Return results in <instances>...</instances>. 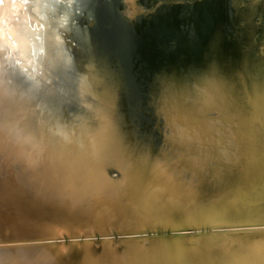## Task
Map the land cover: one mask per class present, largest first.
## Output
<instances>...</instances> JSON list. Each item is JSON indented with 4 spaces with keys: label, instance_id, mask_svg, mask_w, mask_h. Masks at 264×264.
Wrapping results in <instances>:
<instances>
[{
    "label": "water",
    "instance_id": "water-1",
    "mask_svg": "<svg viewBox=\"0 0 264 264\" xmlns=\"http://www.w3.org/2000/svg\"><path fill=\"white\" fill-rule=\"evenodd\" d=\"M100 1L51 0L67 35L73 19L90 28L74 45L41 22L53 84L0 53V264H264L261 4L193 0L197 64L154 66L151 23L179 31L169 12L186 0H126L124 22Z\"/></svg>",
    "mask_w": 264,
    "mask_h": 264
},
{
    "label": "clouds",
    "instance_id": "clouds-1",
    "mask_svg": "<svg viewBox=\"0 0 264 264\" xmlns=\"http://www.w3.org/2000/svg\"><path fill=\"white\" fill-rule=\"evenodd\" d=\"M74 0H67L69 7ZM51 0H0V53L14 66L29 72V78L38 73L37 54L43 53V33L46 30ZM70 16L60 18V27L69 25ZM39 25V26H35ZM56 40L62 42L57 35ZM67 64L73 63L71 55Z\"/></svg>",
    "mask_w": 264,
    "mask_h": 264
},
{
    "label": "rangeland",
    "instance_id": "rangeland-1",
    "mask_svg": "<svg viewBox=\"0 0 264 264\" xmlns=\"http://www.w3.org/2000/svg\"><path fill=\"white\" fill-rule=\"evenodd\" d=\"M66 1V0H65ZM140 3L142 2H145L146 3V0H138ZM198 1V0H197ZM99 2V1H98ZM101 5H105L106 8H108V10L110 11V15L109 17H114V19H118L120 20L121 22H124L125 18L120 14V11L121 9H124L126 7V0H101ZM236 2V0H229V5L230 7L228 6V3L226 2H222L220 4V7L218 9H221L223 10L224 12V9H228L229 7V10L232 11V3L234 4ZM258 3L261 4L260 6L258 5L257 7L255 6H250L249 7V11L251 12V15H252V18L254 20H260V22H262V25H264V7H262V5H264V0H258ZM164 7V6H163ZM198 7H199V4L198 2H193V0H186L184 2V4H179L177 6L178 9H180V13H179V16L177 17L178 18V23L180 24V26L184 29H192L193 27V17L195 16V13H197L198 11ZM261 7V8H260ZM242 8V7H241ZM156 10H159V6H157ZM242 10V9H241ZM64 11V10H63ZM61 11V12H58V13H55L56 15L53 16L54 14H51V13H48V18H47V22L50 21V23H52V25H57L58 28L56 30V32L58 33V35L60 37L64 36V38H66L67 41H69L70 43L72 44H77L76 41L77 39L75 38H78V37H81V32H86V36H88V31H89V26H88V23H84V24H80L78 19H73L72 22L70 23V26L73 27L74 31L71 32L74 36V39L73 37L71 36L72 34L67 35V30L66 28L64 27H60V20L58 19H55L57 18V16H60V18L65 15L64 12ZM80 10H78L79 12ZM55 12V11H54ZM182 12V13H181ZM240 12V11H239ZM242 12V11H241ZM78 14V13H77ZM184 14V16H183ZM194 15V16H193ZM51 16L52 19L50 18ZM108 17V16H107ZM106 17V18H107ZM108 19V18H107ZM55 22V23H54ZM35 26H39V25H35ZM56 26V27H57ZM69 26V25H68ZM51 28H53V26H51ZM80 32V34H79ZM90 32V31H89ZM85 34V33H84ZM78 36V37H77ZM257 38H262L263 36H260V35H255ZM76 40V41H75ZM78 45V44H77ZM68 50L69 52H71V50L69 49H63L58 55L59 56H65V51ZM66 51V52H68ZM68 52V53H69ZM147 52L144 51V54L141 55L143 58L145 56H148V54H146ZM70 54V53H69ZM146 58V57H145ZM37 59V63H38V66H39V69H41V73L39 72L38 70V73L35 74L34 78H32L33 80L37 81V85H41V79L42 80H45L47 83L49 84H53L54 82V76H50V70L46 69L47 71L44 72L43 70L44 69V63L42 62V60L39 59V57H36ZM65 61V60H64ZM154 64V63H153ZM64 66V69L67 68V65H63ZM24 71V70H22ZM29 72H31V70L29 69L28 72L24 73L25 76H29ZM62 78V76H60ZM66 78V76H64Z\"/></svg>",
    "mask_w": 264,
    "mask_h": 264
},
{
    "label": "trees",
    "instance_id": "trees-1",
    "mask_svg": "<svg viewBox=\"0 0 264 264\" xmlns=\"http://www.w3.org/2000/svg\"><path fill=\"white\" fill-rule=\"evenodd\" d=\"M177 4L176 6L172 7V9H170V16L176 18L177 13L180 11V9L177 8ZM201 9V11H200ZM198 8L197 13H195V16L193 17V28L192 29H180L179 31H175L171 28V26H167V27H163L162 25H160L159 22L154 21L151 23L152 27H153V33L156 35L157 37V41H156V45H155V51H149L148 55L157 52L158 53V57L155 58V61H153V65L155 66L157 63L161 62V59L166 60V61H178V60H185V62L188 63H196L197 64V55L199 54V50H197V48H201L204 45V38H206L207 36V30H206V21H203V17H205L206 13L204 11V9ZM182 13V12H181ZM179 14V13H178ZM214 14H216L214 12ZM169 16V17H170ZM184 16V14H183ZM206 35V36H205ZM160 41H162L164 44H171L170 46L168 45L169 49L168 50H162V57L159 55V53L161 51H159V47H160ZM193 45L195 47V51H193V53L191 55H189L187 53V51L190 48V45ZM170 49L176 51L175 54H173L172 51H170ZM147 54V53H146ZM186 55V56H184ZM185 57V58H184ZM87 77H88V83L87 85H97L96 82L95 84H93V79L91 78V72L87 73ZM86 77V78H87ZM85 78V79H86ZM85 85V86H87ZM169 123L168 127L171 129H177V130H186L187 128V124L184 122H177V121H165L164 120V124L165 123ZM202 127V126H201Z\"/></svg>",
    "mask_w": 264,
    "mask_h": 264
}]
</instances>
